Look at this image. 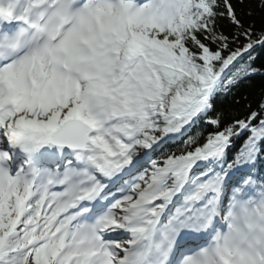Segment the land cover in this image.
Returning a JSON list of instances; mask_svg holds the SVG:
<instances>
[{"label": "snow or ice", "instance_id": "obj_1", "mask_svg": "<svg viewBox=\"0 0 264 264\" xmlns=\"http://www.w3.org/2000/svg\"><path fill=\"white\" fill-rule=\"evenodd\" d=\"M0 264H264V0H0Z\"/></svg>", "mask_w": 264, "mask_h": 264}, {"label": "trees", "instance_id": "obj_2", "mask_svg": "<svg viewBox=\"0 0 264 264\" xmlns=\"http://www.w3.org/2000/svg\"><path fill=\"white\" fill-rule=\"evenodd\" d=\"M259 83H260L259 80L255 81V84H256V87H257V88L259 87ZM243 90H246V89H242V91H243Z\"/></svg>", "mask_w": 264, "mask_h": 264}]
</instances>
